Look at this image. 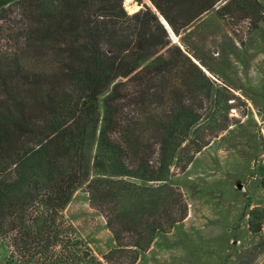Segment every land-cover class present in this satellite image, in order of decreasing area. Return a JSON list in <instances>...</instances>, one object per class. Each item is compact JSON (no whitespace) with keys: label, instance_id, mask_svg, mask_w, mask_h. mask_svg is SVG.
<instances>
[{"label":"trees","instance_id":"trees-1","mask_svg":"<svg viewBox=\"0 0 264 264\" xmlns=\"http://www.w3.org/2000/svg\"><path fill=\"white\" fill-rule=\"evenodd\" d=\"M150 1L0 0V264H137L186 219L171 168L208 145L187 93L209 92L213 69L161 17L176 36L213 11L256 32L264 6ZM84 187L115 241L103 261L65 214Z\"/></svg>","mask_w":264,"mask_h":264},{"label":"rangeland","instance_id":"rangeland-1","mask_svg":"<svg viewBox=\"0 0 264 264\" xmlns=\"http://www.w3.org/2000/svg\"><path fill=\"white\" fill-rule=\"evenodd\" d=\"M132 3L138 5L132 12L124 3L130 15L145 6L157 13L150 0ZM169 32L193 62L201 66L195 54L213 69L201 66L209 92L181 85L202 116L197 139L208 145L187 168H171V185L183 194L188 215L137 264H264V23L254 32L250 20L219 19L213 11L180 36ZM65 214L103 261L115 241L87 188L76 192Z\"/></svg>","mask_w":264,"mask_h":264},{"label":"bare ground","instance_id":"bare-ground-1","mask_svg":"<svg viewBox=\"0 0 264 264\" xmlns=\"http://www.w3.org/2000/svg\"><path fill=\"white\" fill-rule=\"evenodd\" d=\"M133 0H125V5L127 10L134 11L136 8H138V5L132 3Z\"/></svg>","mask_w":264,"mask_h":264},{"label":"water","instance_id":"water-1","mask_svg":"<svg viewBox=\"0 0 264 264\" xmlns=\"http://www.w3.org/2000/svg\"><path fill=\"white\" fill-rule=\"evenodd\" d=\"M139 6H142V4L139 3ZM161 22L165 25V27H166L169 31H171V32L173 33V31H172L170 25L168 24V22H167L163 17H161ZM173 34H174V33H173ZM238 188L241 189V188H242V185H241V184H238Z\"/></svg>","mask_w":264,"mask_h":264}]
</instances>
